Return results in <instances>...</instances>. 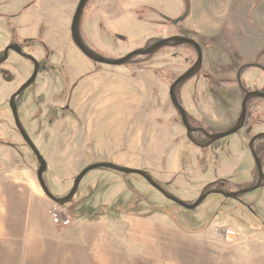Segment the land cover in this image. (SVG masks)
<instances>
[{
    "label": "rangeland",
    "instance_id": "obj_1",
    "mask_svg": "<svg viewBox=\"0 0 264 264\" xmlns=\"http://www.w3.org/2000/svg\"><path fill=\"white\" fill-rule=\"evenodd\" d=\"M81 2L0 0V56L16 43L42 65L37 83L18 102L22 122L50 166L46 180L53 194L67 198L86 169L105 163L148 172L191 205L222 180L229 193L257 186L251 140L264 134V99L250 103L240 134L200 148L171 96L198 63L196 48L168 47L124 67L98 64L73 38ZM83 19L86 44L112 60L175 37L199 42L204 68L179 89L196 127L227 133L238 124L248 93H264V0H92ZM34 72L35 64L17 54L0 66V187H29L44 197L39 219L72 246L63 264H264V189L241 201L212 195L189 211L142 176L100 169L86 178L72 204L53 202L11 106ZM5 210L1 223L9 220ZM55 211L71 225L55 222ZM12 215L11 228L34 220L28 208ZM9 241L0 238V264H18L19 249L14 256L3 246ZM35 249L31 264L41 260Z\"/></svg>",
    "mask_w": 264,
    "mask_h": 264
},
{
    "label": "water",
    "instance_id": "obj_2",
    "mask_svg": "<svg viewBox=\"0 0 264 264\" xmlns=\"http://www.w3.org/2000/svg\"><path fill=\"white\" fill-rule=\"evenodd\" d=\"M91 1L92 0H82L81 4L79 6V9L77 11V14H76V17L74 20V25H73V38H74L75 44L90 60H92L98 64H103V65H107V66H111V67H124V66L130 64L134 59H136L138 57L154 56V55L160 53L162 50H164L165 48H168V47L193 46L196 48L197 52L199 53V61L194 68H192L186 75H184L182 78H180L176 82V84L172 88V93H171L173 104L183 118V122L185 124V127L188 129L190 140L195 145L199 146L200 148L205 149V148L212 147L217 142H219L223 139H227V138L233 137L235 135H238L243 131V129L247 126L250 103L256 99H264V93H260V92L248 93L247 98L244 102L242 116H241L238 124L236 125V127L233 130H231L227 133L209 135L210 141L207 144L200 143L195 137L197 130H195L191 124L189 113L184 108V106L182 105V103L179 99V89L184 84H186L187 82H189L193 78L197 77L202 72V70L204 68L205 54H204V50H203V47L201 46V44L199 42H197L196 40H193V39H189V38H185V37H175V38H171L168 40H164V41L158 43L157 45H155L154 47H152L150 49L138 50V51L130 54L129 56H127L126 58L121 59V60L108 59V58L98 54L97 52H95L91 48H89V46L86 44L84 37H83V34H82V23H83L84 14H85V12H86ZM188 15H187V17H188ZM187 17L181 18L180 20L175 21L174 24L179 25V24L185 22ZM11 50H14L19 55L23 56L25 59L33 62L36 66V73H35L34 77L13 97L11 106H12V110L14 112L16 122H17V125L20 129L22 136L24 137L27 144L32 148V150L34 151V153L36 154V156L39 159V162L41 165L40 171H39V180H40V183L42 185V188L44 189L46 195L53 202L58 204L59 206L65 207L69 204H72L75 201V199L79 196L82 184L84 183L86 178L92 172L100 170V169L113 170V171L120 172V173H123L126 175L142 176L153 187H155L159 192H161L168 200L178 204L179 206H181V207H183L189 211H197L199 208H201L206 203V201L212 195H221V196H224L228 199L239 201L246 195L253 194V193H256L257 191H259L261 189H264V160L258 154V151L256 148V144L260 140L264 139V134H261V135L257 136L256 138H254V140L251 143V150H252L253 156L256 160V163H257V166L259 169V173H260V183L257 186H255L251 189H248V190H244V191L237 192V193H229V192H226L222 189L214 190L208 194H203L201 199L196 204L191 205V204L181 200L177 196L171 194L170 192H168L165 188H163L155 180L153 175H151L148 172H145L142 170H137V169H129V168L121 167V166L111 164V163H105V164H97V165L91 166L88 169H86L82 173V175L77 179L75 188H74L73 192L70 194V196H68L67 198H64V199L58 198L57 196H55L53 194V192L50 189V187L47 183V180H46V175L49 173L50 166H49L46 158L43 156V154L41 153V151L39 150V148L37 147V145L35 144V142L31 138L27 129L25 128V126L22 122V119H21L20 108H19V104H18V100L29 89H31L37 83L39 76L41 74L42 65L34 56L26 54L24 52L23 48L21 46L17 45V46H13L12 48H10L7 51L6 56L2 60H0V66L5 65L10 61Z\"/></svg>",
    "mask_w": 264,
    "mask_h": 264
},
{
    "label": "crops",
    "instance_id": "obj_3",
    "mask_svg": "<svg viewBox=\"0 0 264 264\" xmlns=\"http://www.w3.org/2000/svg\"><path fill=\"white\" fill-rule=\"evenodd\" d=\"M40 203L42 207H45L48 202L39 192L31 190L29 187L28 189L25 188L24 191L11 185L0 187V217L3 216V209L9 208L8 212L5 210L9 215V220L3 223L0 222V238L4 239V241H6V238L13 240L3 242V246L4 248H13L14 256L17 255L16 248L19 249L18 264H31L29 256L32 252L31 249L34 250V246H36L35 255L41 258L35 264H63L69 262V257L72 255H70L68 248L72 247L71 243L68 241L70 244L63 245L66 244L64 243L66 240H69L68 236H64L61 232L57 231L49 222H41L38 217ZM17 208L30 209L34 220L30 223H23L21 221L14 228H11L12 212ZM3 218L6 220L5 216ZM6 230L12 231V234L7 236ZM73 246L78 248L79 243L75 242ZM48 255L50 256L47 257Z\"/></svg>",
    "mask_w": 264,
    "mask_h": 264
},
{
    "label": "flooded vegetation",
    "instance_id": "obj_4",
    "mask_svg": "<svg viewBox=\"0 0 264 264\" xmlns=\"http://www.w3.org/2000/svg\"><path fill=\"white\" fill-rule=\"evenodd\" d=\"M92 2V1H91ZM90 2V3H91ZM90 5V4H89ZM88 9V8H87ZM87 11V10H86ZM86 13V12H85ZM85 15V14H84ZM84 20V19H83ZM83 34V33H82ZM21 46V45H19V44H16V43H14V44H12L9 48H7V50L4 52V54H2L1 56H0V60H2L5 56H6V54H7V51L10 49V48H12L13 46ZM22 47V46H21ZM23 48V47H22ZM24 50V49H23ZM25 52V51H24ZM13 54H17V55H19L17 52H15L14 50H11V52H10V60H11V56L13 55ZM19 56H21V55H19ZM21 57H23V56H21ZM27 60V59H26ZM6 65V64H5ZM5 65H2V66H5ZM35 73H36V66H35V72H34V75H35ZM34 75H33V77H34ZM32 77V78H33ZM31 78V79H32ZM241 80H242V76H241V78H240ZM240 80V81H241ZM9 81H13V78H10L9 79ZM28 83V82H27ZM26 83V84H27ZM25 84V85H26ZM24 85V86H25ZM30 90V89H29ZM26 94V93H25ZM24 94V95H25ZM23 95V96H24ZM22 96V97H23ZM21 97V98H22ZM20 98V99H21ZM20 99L18 100V101H20ZM12 103V102H11ZM18 104H19V102H18ZM15 117V116H14ZM183 119V118H182ZM15 120H16V118H15ZM16 124H17V122H16ZM191 124H192V126H193V128L195 129V130H197V133L195 134V137L198 135V134H201V135H205L206 136V141H200L199 139H197L200 143H202V144H207L209 141H210V139H209V135H216V133H212V132H210L209 130H206L205 128H203V127H196L192 122H191ZM18 126V125H17ZM18 129H19V127H18ZM245 129V128H244ZM243 129V130H244ZM20 130V129H19ZM223 133V132H222ZM218 134V133H217ZM220 134V133H219ZM259 135H261V133L259 134ZM257 137V136H256ZM256 137H254V138H256ZM254 138L251 140V141H253L254 140ZM206 142V143H205ZM262 142H264V139H262V140H260L257 144H256V148H257V151H258V154L261 156V157H263L264 156V152L262 151L261 152V150H259V148H258V144L259 143H262ZM264 150V149H263ZM262 153V154H261ZM263 160H264V157H263ZM258 167V166H257ZM259 170V169H258ZM227 182L228 181H226V180H222V184H220V186L217 188V189H215V190H218V189H222V190H224V188H226L227 187ZM259 183H260V173H259ZM214 191V190H213ZM242 200V199H241ZM241 200H239V201H241Z\"/></svg>",
    "mask_w": 264,
    "mask_h": 264
},
{
    "label": "built area",
    "instance_id": "obj_5",
    "mask_svg": "<svg viewBox=\"0 0 264 264\" xmlns=\"http://www.w3.org/2000/svg\"><path fill=\"white\" fill-rule=\"evenodd\" d=\"M60 208V207H59ZM52 214H53V218H54V221L56 222H58V223H62V224H68V226H70L71 225V220H69V221H65L64 219H61L60 220V215H59V213L57 212V211H55V212H52Z\"/></svg>",
    "mask_w": 264,
    "mask_h": 264
},
{
    "label": "trees",
    "instance_id": "obj_6",
    "mask_svg": "<svg viewBox=\"0 0 264 264\" xmlns=\"http://www.w3.org/2000/svg\"><path fill=\"white\" fill-rule=\"evenodd\" d=\"M262 151L264 152V150H261V152H262ZM261 154H262V153H261Z\"/></svg>",
    "mask_w": 264,
    "mask_h": 264
},
{
    "label": "bare ground",
    "instance_id": "obj_7",
    "mask_svg": "<svg viewBox=\"0 0 264 264\" xmlns=\"http://www.w3.org/2000/svg\"><path fill=\"white\" fill-rule=\"evenodd\" d=\"M221 61V60H220ZM180 98V97H179Z\"/></svg>",
    "mask_w": 264,
    "mask_h": 264
}]
</instances>
